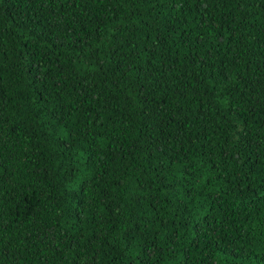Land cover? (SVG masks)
Masks as SVG:
<instances>
[{
    "label": "trees",
    "instance_id": "trees-1",
    "mask_svg": "<svg viewBox=\"0 0 264 264\" xmlns=\"http://www.w3.org/2000/svg\"><path fill=\"white\" fill-rule=\"evenodd\" d=\"M0 264H264V0H0Z\"/></svg>",
    "mask_w": 264,
    "mask_h": 264
}]
</instances>
